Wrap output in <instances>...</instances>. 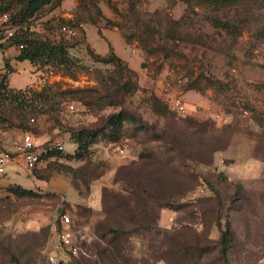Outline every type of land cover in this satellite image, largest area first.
Wrapping results in <instances>:
<instances>
[{"label": "rangeland", "instance_id": "374dc122", "mask_svg": "<svg viewBox=\"0 0 264 264\" xmlns=\"http://www.w3.org/2000/svg\"><path fill=\"white\" fill-rule=\"evenodd\" d=\"M70 1L68 13L62 2L43 8L29 31L63 39L73 73L6 56L11 89H51L48 102L0 100V151L30 132L64 152L31 172L47 183L31 187L35 196L9 190L30 188L21 172L0 189V264H48L64 214L85 242L81 264H264V0ZM108 29L120 38L113 46ZM88 48L120 62L95 61Z\"/></svg>", "mask_w": 264, "mask_h": 264}, {"label": "trees", "instance_id": "16d2710c", "mask_svg": "<svg viewBox=\"0 0 264 264\" xmlns=\"http://www.w3.org/2000/svg\"><path fill=\"white\" fill-rule=\"evenodd\" d=\"M19 9L16 11L15 14L9 13L7 11L6 5L0 7V16L9 15L10 28L15 30V38L8 43V48L11 51V54H16L15 61L23 62L28 61L31 65H42V66H49L55 68L57 70H63L66 73H73L72 71L76 70L75 61L69 56L68 54V47L63 39H42L41 37L30 33L29 25L31 20L39 14L43 8L47 6L54 5L56 8L61 4V0H17ZM218 1V0H217ZM61 23L72 25L71 21H60ZM20 29V31H19ZM110 47V46H109ZM111 49V48H110ZM90 57L95 61L102 62L104 64L108 63H119L120 59L116 57L113 53L108 55L107 57H102L100 55L95 54L89 48L87 49ZM9 51V54H10ZM7 57H3L4 67L0 69V100H10L13 103H19L23 106H29V103H33L34 101L39 100L40 102L49 101V93L50 87H45L41 92L36 93L33 90H27L26 95L25 92L21 91H14L8 85V76L13 72V68L8 62ZM29 95V97H27ZM123 122L122 115H119L115 118H110V134L115 137V140L119 138L118 132L121 128V124ZM27 133V132H24ZM30 133V132H29ZM88 142H84L86 137L82 140H78V148L76 150V159H83V153H85L93 141L96 138L95 133H90ZM61 155V152H52L44 155L41 160L51 159L53 157H58ZM35 170V169H34ZM33 170V171H34ZM32 172V171H31ZM12 193L16 194L17 196H25V197H33L35 193L31 190L23 189L20 186H13L9 189ZM173 202L168 200L164 205L161 207H170L173 206ZM80 206V205H78ZM55 228L57 230L60 229V219L59 223L56 224ZM221 238L220 242L223 247V252L225 253L227 250V246L229 243L230 237V229L229 225L226 224L225 228L222 229L220 226ZM71 231L74 234V239L77 245L80 248V252L76 257H73L69 264H81L82 260L84 259L85 255L83 254V249H85V242H81V234L79 230L72 224ZM110 232H114L111 230ZM115 235L112 239L115 238ZM110 239V240H112ZM107 241V246L113 245L112 241Z\"/></svg>", "mask_w": 264, "mask_h": 264}, {"label": "built area", "instance_id": "2783aa9c", "mask_svg": "<svg viewBox=\"0 0 264 264\" xmlns=\"http://www.w3.org/2000/svg\"><path fill=\"white\" fill-rule=\"evenodd\" d=\"M7 20L6 15L0 17V52L3 57L9 54L8 43L15 38L16 34L15 30L7 24ZM62 29L65 32L67 31L65 27ZM172 107L179 114H186L187 112L182 98H174ZM52 152H64L61 142H47L38 146L31 133H24L21 141L15 146L13 153L0 151V186L3 176L6 174V167L12 160L14 153L22 158L26 169L31 172L42 162L41 158L44 155ZM71 225L72 221L68 215L60 216V229H54L51 240L44 251L48 264H69V261L79 254L80 248L74 239Z\"/></svg>", "mask_w": 264, "mask_h": 264}, {"label": "crops", "instance_id": "0c3cea01", "mask_svg": "<svg viewBox=\"0 0 264 264\" xmlns=\"http://www.w3.org/2000/svg\"><path fill=\"white\" fill-rule=\"evenodd\" d=\"M70 4H71L70 0H64L61 4L62 5L61 6L62 12L65 11V9L68 8ZM64 13H68V12L65 11ZM92 26L93 25H91V27ZM93 27H95V26H93ZM86 32H87V30H86ZM102 35L108 40V42L110 43L111 46H113V41L120 39L119 36L117 35V33H114L109 29L106 31H102ZM114 48H115V50H117L115 46H114ZM10 54H11V51H10ZM1 134H3V133H1ZM23 134L24 133L17 136V138L14 142H10L7 140L4 141L2 139L3 140V142H2L3 147H2L1 151H8V152L13 153L15 146L21 141ZM33 138H34L36 145H38V146L46 144L47 142H49V141L40 142L41 139L36 138L35 136H33ZM42 163L43 162L39 163L36 169L42 167ZM20 172L24 174L25 178H27L26 181L29 183L27 185H29L30 188H26L27 190H32L31 187L32 188L36 187L37 189H41V190L45 189L47 183H45L44 181L35 180L33 175L31 174V172L26 169L25 162L22 160V158L20 156L16 155L15 153L13 154L12 160L8 163V165L6 167V174L2 178L0 189L6 187L9 184H17L15 181H17L16 180L17 176H19L21 174ZM17 185L21 186L19 184H17ZM66 192H68V186H66ZM66 198L68 199V201H67L68 203L71 201V203L76 204L77 206L81 204V203H79L80 202L79 197H78V199H72V198L69 199V196L67 195Z\"/></svg>", "mask_w": 264, "mask_h": 264}]
</instances>
